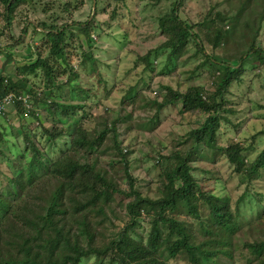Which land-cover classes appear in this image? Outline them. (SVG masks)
Listing matches in <instances>:
<instances>
[{"label": "trees", "instance_id": "16d2710c", "mask_svg": "<svg viewBox=\"0 0 264 264\" xmlns=\"http://www.w3.org/2000/svg\"><path fill=\"white\" fill-rule=\"evenodd\" d=\"M105 1L110 4V0H95V4L100 6ZM112 1L126 6V0ZM137 1L156 6L162 0ZM38 2L0 0L3 21L0 38L9 36L11 41L15 39L13 47H18L27 30L22 27L16 36L12 23L17 16L18 21L22 20L20 13L27 6L36 9L34 5ZM185 3L186 0L169 1L168 11L158 17L155 26L164 41L148 54L165 51L168 60L175 64L193 43L215 71V75L210 76L215 88L208 91L204 85H197L178 92L164 87L157 92H166L161 107L178 102L182 113L199 112L202 122L185 138L175 141L171 150L153 147L152 152L146 154L158 168L153 196L139 191V180L129 170L134 150L132 141L136 137L130 138L131 141L127 138L131 130L137 134L153 132L157 129L158 115L130 129L127 127L131 112L126 117L117 113L115 119L100 117L96 121V118L95 123L89 124L85 107L91 108V105L75 100L82 94L87 100L88 92L75 85L80 74L72 67L75 59L69 60L68 52H78L80 67L84 59L93 61L90 53L81 49L79 41L82 35L88 40V46H94L96 39H92L95 37L91 34L97 31L95 18L56 24L55 11L48 13L43 8V20L30 25L33 34L41 35L33 50L36 58L31 60L29 54L25 63L15 68L14 74H0V102L8 95L14 97L13 104L0 110V140L5 137L2 122L14 113L24 121L29 118L33 132L39 129L40 137L24 130L25 149L18 155L24 168H20L14 157L3 161L4 166L0 167V264H82L89 258L97 264H264L262 200L257 204L263 211L257 213L255 220H246L244 224L240 220V205L252 192L248 189L232 203L229 197L206 190L195 178L192 166L197 158L195 150L200 155L199 152L213 150L218 152L217 160L225 161L231 174L244 176L248 184L258 180L264 170V150L254 160H248L247 149L239 141L218 145L222 121L235 128L223 116L228 112L224 111L227 105L223 98L230 85L245 72L243 60L234 67L222 63L217 56L205 55L208 45L213 52L220 50L232 20L245 15L251 5L258 2L204 0L205 11L196 12L192 22L187 19ZM68 8L65 4L62 12L70 14ZM77 9V6L71 8ZM39 27L43 31H38ZM250 53H257L259 63L264 64V51L254 49V41ZM0 54L6 55L4 65L14 61L13 54L3 52L1 47ZM148 69L143 66V71ZM63 77L65 82L61 80ZM109 84L105 80L103 85L112 90ZM74 85L78 92L73 94ZM62 90H66L63 102L61 94L60 98L54 96V92ZM95 90L94 86L89 89L94 95ZM110 93L112 91L105 92L104 97ZM17 97H28L29 106ZM126 97L123 100H130ZM40 112L46 119H53L50 127L42 125ZM79 112L81 117L75 120ZM123 125H126L125 131L119 133V126ZM126 133L125 139L123 134ZM190 138L193 147L187 151L183 147ZM134 142V145L139 144L137 139ZM104 157L106 161L102 160ZM118 164L123 165L121 177L116 172ZM5 168L11 174H6ZM13 170L18 173L12 174ZM234 225L235 229L231 230ZM230 230L228 240L236 249L226 258L221 247L223 235ZM63 247L66 250L62 256L54 259L55 248Z\"/></svg>", "mask_w": 264, "mask_h": 264}, {"label": "rangeland", "instance_id": "374dc122", "mask_svg": "<svg viewBox=\"0 0 264 264\" xmlns=\"http://www.w3.org/2000/svg\"><path fill=\"white\" fill-rule=\"evenodd\" d=\"M38 1L34 5L36 9L27 6L20 13L22 20L18 21L17 16L12 23L11 28L15 30L16 36H18L17 31L22 27L25 31L27 30V34L18 47H13L12 42L15 39L11 41L9 36L0 38L1 50L11 52L14 59L13 62L4 65L3 61L6 55L0 54V74H14L15 68L24 64L29 54L31 60L36 58L33 50L39 44L38 40L41 35L33 34V30L29 27L31 24L37 25L43 20L44 15L41 12L43 8L47 9L48 13L51 10L55 11V17H58L56 24L89 21L94 17L97 26V34L96 32L91 34L95 37L92 39H96L94 46H88V40L82 35H80L81 41H79L81 49L90 53L93 61L84 59V63L80 67L78 52L75 53L72 50L68 52L69 60L75 59L72 67L80 74L79 81L75 85L88 92L87 100L83 94L80 99L76 98L77 95H74V98L78 103L86 101L91 105V108L85 107L88 112L86 119H89V124L99 121L100 117L115 119L117 113L126 117L131 112L132 119L128 121L130 124L127 127L130 129L134 124H146L158 115L155 119L158 123L157 129L153 132L141 131L137 134L134 132L135 130H131L128 132L127 138L136 137L132 141L134 150L129 159V170L139 180V191L144 195L153 196L157 186V183L153 181L157 180L158 168L154 167L152 160L146 157V154L152 152L153 147L155 150H161L164 147L171 150L175 141H178L180 137L185 138L190 130L197 128L202 122L199 112L192 115L182 113L178 102L161 107L166 92L165 90L162 93L157 92L164 87L184 92L189 87L197 85H204L205 90L214 91L215 87L212 85L214 79L210 77L215 75L213 67L196 50L193 43H190L183 55L175 61V64L168 60L165 51L148 54L164 41L163 36L156 28L157 19L168 11L170 0H162L156 6L147 2L139 3L137 0H126L125 6L120 1L110 0L109 5L106 1L100 6L95 4L94 10L93 2L90 0H83L82 4L79 3L80 0ZM186 1L184 10L187 13V19L189 22L195 21L196 12L206 9L204 0ZM257 2V4L251 5L252 7L245 15L232 20L229 24L228 35L223 40L222 48L213 52L208 45L205 54L208 57L217 56L222 63L234 67L238 64L237 62L243 60L245 72L241 78L230 85L223 98L227 105L224 111H228L223 113V116L235 128L222 121L218 145L226 146L231 141H239L247 149L245 154L248 160H254L264 150V64L259 63L257 53H250V45L253 41L254 49L260 48L264 51V0H257ZM65 4L68 5L70 14L62 12ZM73 6H77L78 9L71 10ZM2 22V9H0V23ZM37 30L43 29L39 27ZM256 33H258L257 38L255 37ZM147 58L148 61H146ZM149 63L152 65L148 66ZM143 66L149 69L143 71ZM214 67L220 71L218 66L214 65ZM61 80L62 82L66 81L65 77ZM105 80L109 81L112 90H109V86L103 85ZM75 85L71 88L73 94L78 92ZM92 86L96 87L95 95L90 92L91 90L89 91ZM130 90L132 91L130 92ZM111 91L112 93L104 97L105 92ZM59 94H61V98ZM55 95L63 102L66 90H62L60 93L54 92ZM124 97L130 100H123ZM103 105H105L104 108ZM80 117L81 112L75 120H79ZM96 118L97 120L94 121ZM40 120L46 128L53 123V119H46L42 112H40ZM2 123L5 137L4 140H0V167L4 166L2 165L3 161L14 157L20 168H24V163L18 156L25 149L23 131L27 129L29 134H35L39 138V129L33 132L34 128L31 126L33 123L30 119L24 121L19 119L15 113ZM153 124L154 121L151 126ZM125 128L126 125L119 126L118 132L123 133ZM126 135L127 133L123 134L125 139ZM136 139L139 144L134 145ZM192 147L193 141L190 138L185 142L183 149L189 151ZM199 153L202 155L198 154L197 150L194 151L197 156L195 162L192 163L195 168V178L202 183L206 190L218 196L229 197L232 203L249 189V193L252 192L254 196H249L241 203L242 216L240 220L244 224L246 220H255L258 217L257 213L260 214L264 207V205L262 207L257 204L260 200L264 204V170L258 175V180H252L253 182L248 184L244 176L237 177L231 174L232 171L225 161L217 160L218 152L209 150L204 154L203 152ZM215 156L217 158H214ZM102 160L106 161V158L104 157ZM116 172L119 177L123 175L122 164L116 166ZM17 173L18 170L12 171V174ZM6 174H11L8 169H6ZM233 229H235V225L231 227V230ZM231 230L223 235L221 253L226 258H230L236 249L228 240ZM245 233L248 235L247 231ZM244 237L248 236L244 235ZM257 240L259 241V239ZM241 241L240 239L239 245H241ZM64 250H66L65 247L55 248V257L53 258L59 259ZM82 264L97 263L93 258H89Z\"/></svg>", "mask_w": 264, "mask_h": 264}, {"label": "built area", "instance_id": "2783aa9c", "mask_svg": "<svg viewBox=\"0 0 264 264\" xmlns=\"http://www.w3.org/2000/svg\"><path fill=\"white\" fill-rule=\"evenodd\" d=\"M17 100H21L22 103L26 104L27 106H29L28 104V97H17ZM14 102V97L11 95L6 96L1 102H0V110L4 109L5 106L7 105H11Z\"/></svg>", "mask_w": 264, "mask_h": 264}, {"label": "water", "instance_id": "95a60500", "mask_svg": "<svg viewBox=\"0 0 264 264\" xmlns=\"http://www.w3.org/2000/svg\"><path fill=\"white\" fill-rule=\"evenodd\" d=\"M92 2H93V10H94V8H95V0H92ZM41 31H43V30H41Z\"/></svg>", "mask_w": 264, "mask_h": 264}]
</instances>
